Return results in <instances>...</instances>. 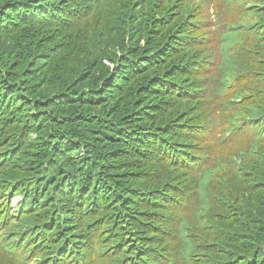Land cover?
<instances>
[{"label": "trees", "instance_id": "trees-1", "mask_svg": "<svg viewBox=\"0 0 264 264\" xmlns=\"http://www.w3.org/2000/svg\"><path fill=\"white\" fill-rule=\"evenodd\" d=\"M0 264H264V0H0Z\"/></svg>", "mask_w": 264, "mask_h": 264}, {"label": "rangeland", "instance_id": "rangeland-1", "mask_svg": "<svg viewBox=\"0 0 264 264\" xmlns=\"http://www.w3.org/2000/svg\"><path fill=\"white\" fill-rule=\"evenodd\" d=\"M20 199H21V197L19 196L16 202L18 203Z\"/></svg>", "mask_w": 264, "mask_h": 264}]
</instances>
